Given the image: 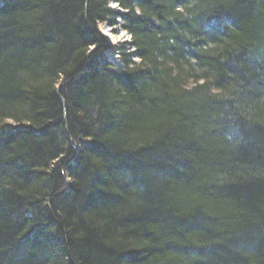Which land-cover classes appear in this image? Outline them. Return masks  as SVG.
<instances>
[{"label":"trees","instance_id":"trees-1","mask_svg":"<svg viewBox=\"0 0 264 264\" xmlns=\"http://www.w3.org/2000/svg\"><path fill=\"white\" fill-rule=\"evenodd\" d=\"M0 264H264V0H0Z\"/></svg>","mask_w":264,"mask_h":264},{"label":"rangeland","instance_id":"rangeland-1","mask_svg":"<svg viewBox=\"0 0 264 264\" xmlns=\"http://www.w3.org/2000/svg\"><path fill=\"white\" fill-rule=\"evenodd\" d=\"M109 5L117 10L124 11L121 6L117 4V2L112 1L109 3ZM117 21H121L120 18H118ZM121 23V22H120ZM109 24H102L101 29L103 33L106 35V38L109 43H111L113 49H117L120 46L123 45L125 41L131 40V34L128 33L121 25L111 26V28L108 26ZM116 51V50H115ZM116 61H120V56L116 54H113ZM118 64V63H117ZM191 83V82H190Z\"/></svg>","mask_w":264,"mask_h":264},{"label":"bare ground","instance_id":"bare-ground-1","mask_svg":"<svg viewBox=\"0 0 264 264\" xmlns=\"http://www.w3.org/2000/svg\"><path fill=\"white\" fill-rule=\"evenodd\" d=\"M108 26L111 28V25H110V24H109ZM130 41H131V40H130ZM116 52H117V51H115L114 54H116ZM133 59L136 60V61H138L137 58H133ZM9 122H10V120H9Z\"/></svg>","mask_w":264,"mask_h":264}]
</instances>
